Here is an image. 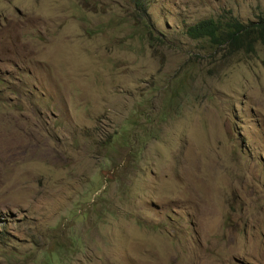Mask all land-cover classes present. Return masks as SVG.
Here are the masks:
<instances>
[{
	"label": "rangeland",
	"instance_id": "obj_1",
	"mask_svg": "<svg viewBox=\"0 0 264 264\" xmlns=\"http://www.w3.org/2000/svg\"><path fill=\"white\" fill-rule=\"evenodd\" d=\"M0 0V264H264V44L184 30L264 0Z\"/></svg>",
	"mask_w": 264,
	"mask_h": 264
},
{
	"label": "trees",
	"instance_id": "obj_2",
	"mask_svg": "<svg viewBox=\"0 0 264 264\" xmlns=\"http://www.w3.org/2000/svg\"><path fill=\"white\" fill-rule=\"evenodd\" d=\"M132 19L142 33L151 37V26L148 22L146 0H130ZM185 36L199 43V49L207 57L218 56L220 61H227L237 54L254 53L258 44H264V16L255 21L242 23L228 15L224 18H206L188 25Z\"/></svg>",
	"mask_w": 264,
	"mask_h": 264
}]
</instances>
